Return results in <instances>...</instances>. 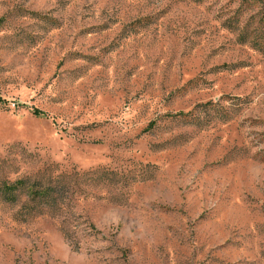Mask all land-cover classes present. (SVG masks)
Listing matches in <instances>:
<instances>
[{
	"label": "rangeland",
	"instance_id": "1",
	"mask_svg": "<svg viewBox=\"0 0 264 264\" xmlns=\"http://www.w3.org/2000/svg\"><path fill=\"white\" fill-rule=\"evenodd\" d=\"M0 264H264V0H0Z\"/></svg>",
	"mask_w": 264,
	"mask_h": 264
},
{
	"label": "trees",
	"instance_id": "2",
	"mask_svg": "<svg viewBox=\"0 0 264 264\" xmlns=\"http://www.w3.org/2000/svg\"><path fill=\"white\" fill-rule=\"evenodd\" d=\"M32 115L35 116V117H40V116L43 115V113L35 109V110L32 112ZM17 184H18V183H17ZM17 184H16V185H17ZM16 185L5 186V191L10 192L11 190H14V189L16 188Z\"/></svg>",
	"mask_w": 264,
	"mask_h": 264
}]
</instances>
